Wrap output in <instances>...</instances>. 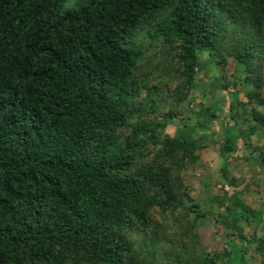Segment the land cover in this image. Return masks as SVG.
Returning a JSON list of instances; mask_svg holds the SVG:
<instances>
[{"label":"trees","instance_id":"obj_1","mask_svg":"<svg viewBox=\"0 0 264 264\" xmlns=\"http://www.w3.org/2000/svg\"><path fill=\"white\" fill-rule=\"evenodd\" d=\"M140 32L176 45L173 96L197 70L237 60L253 104L241 112L264 126V0H0V264H248L254 243L264 264V238L242 232L260 215L236 197L219 202L236 230L226 248L199 244L205 213L180 177L213 121L221 158L241 150L243 131L225 122L244 102L227 91V114L211 101L204 119L160 136L162 99L137 100ZM138 230L150 237L137 242Z\"/></svg>","mask_w":264,"mask_h":264},{"label":"rangeland","instance_id":"obj_2","mask_svg":"<svg viewBox=\"0 0 264 264\" xmlns=\"http://www.w3.org/2000/svg\"><path fill=\"white\" fill-rule=\"evenodd\" d=\"M133 40L143 49V57L136 74L146 80L137 100L145 95L147 89H154L157 101L162 99L163 102L159 103L161 112L151 115L154 119L164 118L166 122L159 130L160 136L173 135L177 130H183L195 121L204 119L202 109L211 101L218 102L217 105L222 106V111L227 114V102L222 100H225L227 91L237 90L238 99L244 102V106H240V111L237 110L225 123L229 128L235 125L243 131L244 141L241 150L225 160L221 158L219 146L223 137L218 123L213 121L208 124L206 135L201 141L202 146L196 152L197 159L186 162L180 169V177L188 193L198 200L200 209L205 213L196 220L194 226L201 246L207 250L221 251L226 248V241L235 235L236 230L225 228L218 216L224 210V205L219 203L223 195L227 197L226 200L231 197L239 198L260 215L258 222L255 219L247 223L243 222L242 232L246 237L255 235L256 238H264V162L259 153L264 154V126L255 125L250 114L241 112L244 108L249 111L253 105L245 102L243 66L228 55L217 66L210 64V68L203 67L197 70L195 86L188 89L186 94L181 93L183 95L180 98L172 94L182 80L178 79L179 73L175 72L178 66L175 55L176 45H165L158 41L149 42L141 32ZM255 59V66L264 77V55H257ZM225 83H228L226 88L219 87ZM211 85L214 87L211 88ZM256 108L264 113V107L256 106ZM223 168L227 170L225 176L222 173ZM231 173L240 181L231 184L227 180ZM153 215L155 219L161 220L157 210L153 211ZM168 225L171 226L169 223ZM150 234L149 231L144 233L138 230L133 237L136 236V241L141 242L140 238L144 236L149 238ZM171 235L173 236L169 232L167 236ZM254 244L249 246L248 264L251 261H255L254 264L258 263L261 257L258 251L254 250ZM158 256L159 261L161 255ZM223 262L221 258L218 264Z\"/></svg>","mask_w":264,"mask_h":264}]
</instances>
